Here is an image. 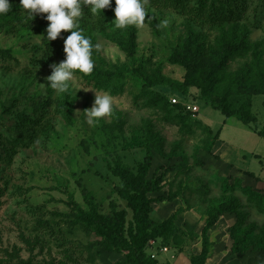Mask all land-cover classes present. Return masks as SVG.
I'll return each instance as SVG.
<instances>
[{"label": "rangeland", "instance_id": "1", "mask_svg": "<svg viewBox=\"0 0 264 264\" xmlns=\"http://www.w3.org/2000/svg\"><path fill=\"white\" fill-rule=\"evenodd\" d=\"M236 1L243 8L223 0H186L190 17L146 3L145 25L123 30L113 24L115 0L98 15L84 7L79 23L94 46L93 71L116 80H86L77 72L72 93L57 94L47 77L50 65L65 59L70 32L47 44L46 14L29 21L20 0H9L12 10L0 15V50L9 51L0 52V159L5 149L14 155L7 164L0 162V264H123L124 254L107 251L102 237L76 221L67 201L72 195L86 211L84 189L108 217L110 201L125 209L115 196L119 182L109 167L119 158L136 170L145 155L146 126L160 138L163 152L160 156L152 148L148 177L166 171L163 189L151 197L180 194L152 203L150 217L163 221L181 210L175 225L184 231L179 246L171 239L148 242L147 256L158 264H190V256L200 251L198 236L211 208L232 198L234 213L219 216L209 233L213 246L207 264H264V139L257 135L264 125V97L230 96L236 109L251 105L256 122L245 125L214 110L202 96L211 79H222L226 87L236 76L264 78V0ZM187 46L200 53L191 58L194 71L213 64L221 70L208 78L197 73L192 85H182L187 69L169 58ZM146 75L163 77V84L149 90L167 101L175 98L183 108L182 123L170 106L144 105ZM96 93L110 94L114 111L89 125L84 111L93 106ZM115 121L120 131L105 130ZM17 125L29 133L19 132ZM20 134L28 145L16 149L12 142ZM125 220L130 221L129 211ZM234 244L247 251L230 253Z\"/></svg>", "mask_w": 264, "mask_h": 264}, {"label": "trees", "instance_id": "2", "mask_svg": "<svg viewBox=\"0 0 264 264\" xmlns=\"http://www.w3.org/2000/svg\"><path fill=\"white\" fill-rule=\"evenodd\" d=\"M146 3L151 4L155 8L176 10L180 11L183 15L192 16L186 5V0H146ZM222 4L228 6L234 5L237 9H241L244 6L236 0H223ZM215 14L217 15V13ZM193 17L195 19L199 18L197 16ZM146 18H148L147 15ZM188 48L187 46V49L184 48L180 52L173 53L169 58L171 64L183 65L187 69L188 73L182 85H192L195 80L194 76L197 73L202 75L207 73L205 76L208 78L221 70V67L213 69V64L211 68H204L202 71H194L191 58L200 56V53L198 51L190 52V48ZM238 48L240 51H243L244 47L241 44ZM0 52L9 53L8 50H0ZM218 53H220V51H217L215 54ZM219 66H221V64ZM93 74L94 75L90 74L87 76L82 75L86 80H90L92 76L96 78L100 77L106 84L116 80V75L113 74L99 75L96 71H93ZM211 80L212 82L210 85L202 89V96L210 100L214 110L219 111L220 114L227 118L232 116L237 117L238 120L245 125L256 122V118L251 112V105L247 103L236 109L234 104L230 101V96L232 94H237L248 96L263 95L264 97V78L250 76L244 78L236 76L227 82L228 86L226 87H224L222 79L216 78ZM163 83L164 79L161 76H144V90L140 95L144 101V105L152 109H167L170 106L168 110L170 112H176L174 117L177 116L178 121L182 123L184 117H180V111H183L181 105H179V103L171 104L170 99L167 101L162 95L149 90L151 87ZM20 120L21 123L25 121L22 117ZM17 126L19 128L15 127V129L19 130V132L29 133L24 127H20V125ZM113 129L120 131L121 123L115 121L112 129H110V127H105V130L113 131ZM257 135L264 139V125L257 131ZM215 136L217 137L218 133ZM160 141L158 135L146 126L144 142L142 143L145 149V155L143 160L138 163L136 170L121 164L119 158H116L113 166L109 167V171L119 182L118 185L114 187L115 196L125 203V209L117 207L115 202L110 201L109 208L111 216L108 217L101 211L99 204L94 201L90 192L84 189L82 190L83 200L87 205L86 211L73 200L72 195L68 196L67 206L73 212L76 221L85 228L92 229L95 234L102 237L103 240L100 241V243L107 251L122 252L124 254L123 264H158L154 259L147 256L145 252L148 242L155 239H162L164 241L171 239L177 246L181 245L183 242L181 237L184 231L175 225L181 210L175 211L174 214L161 222L153 221L150 217L152 203L170 202L173 198L180 196L179 193H175L174 195L166 197L163 195L151 197V195L159 193L165 184V170L158 175L148 177L153 160L152 148H154L156 154L163 156ZM12 143L13 147L16 149H21L28 145L22 138V134L15 138ZM13 155L14 151H12V149H5L4 156L1 157L0 162L7 164L11 161ZM235 205L234 199L228 198L211 208L198 236L200 251L198 254L190 256V264H205L213 246L209 238V231L217 224L219 216L223 214H233ZM127 210L130 212V221L128 222L125 220L128 212ZM29 211L33 213L36 212L32 208H29ZM194 237L197 236L194 234ZM247 248L248 247L241 248L240 245L234 244L230 248V253L244 254Z\"/></svg>", "mask_w": 264, "mask_h": 264}, {"label": "clouds", "instance_id": "3", "mask_svg": "<svg viewBox=\"0 0 264 264\" xmlns=\"http://www.w3.org/2000/svg\"><path fill=\"white\" fill-rule=\"evenodd\" d=\"M145 4L146 0H115V8L112 9L115 28H142L147 15ZM20 5L29 21L35 19L36 15L46 14L44 19L49 22L45 37L47 44L60 38L62 32H70L64 39L65 59L59 64L50 65L51 75L47 77V82L57 94L72 93L76 73L87 76L94 69V46L91 38L83 34L79 23L83 9L88 7L92 14L98 15L112 7V0H20ZM11 10L9 0H0V15H6ZM166 24L167 21L162 22V26ZM95 48L99 50L100 45H95ZM113 111V97L108 93H96L93 106L84 111L86 122L95 125L111 116Z\"/></svg>", "mask_w": 264, "mask_h": 264}, {"label": "built area", "instance_id": "4", "mask_svg": "<svg viewBox=\"0 0 264 264\" xmlns=\"http://www.w3.org/2000/svg\"><path fill=\"white\" fill-rule=\"evenodd\" d=\"M170 102H171V104H177V103H179L175 98H171L170 99ZM186 109L189 111H191V112H196L197 111V108L196 107H191V106H186ZM166 250V249H165Z\"/></svg>", "mask_w": 264, "mask_h": 264}, {"label": "crops", "instance_id": "5", "mask_svg": "<svg viewBox=\"0 0 264 264\" xmlns=\"http://www.w3.org/2000/svg\"><path fill=\"white\" fill-rule=\"evenodd\" d=\"M158 222H161V221H158ZM216 225H217V224H216ZM216 225H215L213 228H215V227H216ZM213 228H212V229H213ZM212 229H211V230H212ZM211 230L209 231V233L211 232ZM198 253H199V252H198ZM198 253H197V254H198ZM207 261H208V258H207V260H206L205 264H207Z\"/></svg>", "mask_w": 264, "mask_h": 264}]
</instances>
